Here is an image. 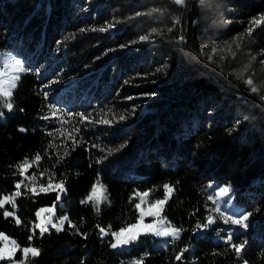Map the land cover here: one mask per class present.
<instances>
[{
    "label": "trees",
    "instance_id": "trees-1",
    "mask_svg": "<svg viewBox=\"0 0 264 264\" xmlns=\"http://www.w3.org/2000/svg\"><path fill=\"white\" fill-rule=\"evenodd\" d=\"M230 38L239 46L221 56ZM1 51L23 69L13 109L0 105V199L16 205L0 207V231L16 257L38 250L22 264H264V97L247 83L257 69H235L239 54H264V0H0ZM50 178L59 201V188L41 191ZM219 187L225 215H248L247 227L211 211ZM139 190L165 200L179 237L141 233L113 249L99 229L136 222ZM53 202L68 220L41 235L37 209Z\"/></svg>",
    "mask_w": 264,
    "mask_h": 264
},
{
    "label": "snow or ice",
    "instance_id": "snow-or-ice-1",
    "mask_svg": "<svg viewBox=\"0 0 264 264\" xmlns=\"http://www.w3.org/2000/svg\"><path fill=\"white\" fill-rule=\"evenodd\" d=\"M183 0H174V3H182ZM153 12L157 11V9H153ZM254 24H258L259 20L253 21ZM114 25L109 24L107 25V27H102L100 29H98L101 32H104L106 30H108L109 28L113 27ZM81 31H84L83 29H81ZM249 32L252 31V29L250 28L248 30ZM141 40H147L149 39L148 36H143L140 38ZM239 46V45H237ZM14 65L16 66V71H22L23 69L20 67L21 65V61L20 60H15L13 61ZM18 77L13 76L12 80L13 83L10 85V88H14L15 87V83L14 81L17 79ZM247 83L251 84L252 81L249 80L247 81ZM257 89L256 88H252V92H256ZM45 95H47V93H45ZM10 96H11V91L9 90H4L2 88H0V105H2L3 107H6L9 111H11L13 109V104L10 100ZM54 112L56 111H60L57 109H53ZM81 116V121L83 122V120L85 119V117L83 116V114H77ZM3 116V111H0V117ZM45 119H47V117H45ZM121 120L124 119L123 116L120 117ZM102 123H108V121H101ZM21 131H24V129H21ZM76 131H79V129H76ZM49 135H51V133H49ZM36 161H39L41 159L40 155L36 156ZM25 163H27V161H25ZM97 163H99V161H97ZM21 168L24 167V165L19 166ZM47 171V170H45ZM21 175H23V172H21ZM48 185L49 187L47 189H45L43 187V185H41V191H47V190H51V188L53 187L52 185V180L51 178L48 181ZM63 182H61L60 184L55 185L56 188H59L61 192L65 191V189L63 188ZM17 189L20 188V185L17 184L16 185ZM209 188H214V185H208ZM165 190L167 193H171L173 191V189L171 187H169L168 185L164 186ZM97 191V186L94 184L92 186V193L89 195L88 200L92 201L94 200L95 194ZM230 193V188L229 187H219L218 190L215 191L214 195H209L208 196V200L212 202V204L215 206L211 211L217 215V218H223L224 222L226 224L231 223L232 225H241L243 227H247V225L245 224V221L248 219V215H241L239 218H233L232 216H226L225 215V211L226 210H222V206H221V201L224 200V197L228 196V194ZM16 195H19V192L16 193ZM137 196L140 197L141 202L136 203L135 204V208L139 211V216L137 218V222L135 224H131L128 227H124L121 228L119 231L117 232H113L111 231V229L109 228L108 230H105L104 228H100L99 232L101 234V236H107L109 234H111V236L114 238L115 243H111V247L113 249H116L120 246L123 245H128L133 241H136L138 236L141 234V231H146L149 233H153L156 236H171L173 238H178L179 237V229H175L172 228L171 225H168L167 222L165 220H163L162 218L159 220H154L153 223L151 224H147L145 225L143 223L144 220V216H145V211L142 208V205L147 207L148 213L149 215H154V216H159V211L161 208H163L164 204H165V200L162 199H158L155 200L154 202L149 203L147 198L149 197V193L148 192H144V193H136ZM57 201L60 200V195H57L56 197ZM87 201H82L81 203H86ZM5 203H12L11 198H5L4 200H0V207H2ZM99 203L100 201L98 199H96L94 201V209L97 213H99L100 211V207H99ZM224 203H230V201H224ZM12 207L13 209H15L16 205L14 203H12ZM155 210V211H153ZM41 211H45L44 209H41L40 211H38L36 213L37 217H40V212ZM48 215L44 217V222L38 225H35V227H38L40 229V233L41 235H43L45 232H47L49 229L46 225H50L51 227L55 228L57 231H60L61 228L53 223L52 220V210L51 209H47L46 210ZM6 216L9 215H13V213L11 212H6L5 213ZM207 222L204 223L203 225L201 224H197L196 228L197 230H201V229H207L210 225H212L214 223V217L212 214L207 216ZM68 220V217L65 216L63 219L60 220V225H63L65 223V221ZM17 223H19V220H17ZM231 238H232V233L229 232L227 235V238L225 239V243H230L231 242ZM0 239L3 240H7V237H0ZM32 239V236H29V240ZM11 244V247H0V259H3L6 255L10 256L18 247L14 241H10L9 242ZM234 250L237 254V256H239L241 254V249L244 247L243 244L240 245H233ZM22 252L24 254L25 257H27V255L29 253H31L32 256H36L38 255V250L34 247L31 248H23ZM177 259H181L180 256H177ZM133 264H138V262H133Z\"/></svg>",
    "mask_w": 264,
    "mask_h": 264
},
{
    "label": "rangeland",
    "instance_id": "rangeland-1",
    "mask_svg": "<svg viewBox=\"0 0 264 264\" xmlns=\"http://www.w3.org/2000/svg\"><path fill=\"white\" fill-rule=\"evenodd\" d=\"M238 43H239V41L237 38H230L229 41L227 42V44L225 45V48H222L219 51V54L221 56H224L225 53L235 51ZM239 55L240 56H238V62H237V65L235 66V69L236 68L240 69L247 76L250 74V72L257 69L259 71L260 75L251 78V81H252V84L255 86V88L260 92L261 97H264V61H263L264 60V54H262L260 58H258V57L254 58V56H252L251 59H248L246 56H243L241 54H239ZM0 60L3 61L2 63H0V88H2L4 90H9V89L11 90L10 85L13 83L12 77L17 76V72H18V71H16V66L13 63V61H15V60L12 59L11 56L5 57V53L3 51L0 52ZM137 94H140V97L144 100H146V98L150 95L147 92H140ZM145 106L143 105L142 109H145ZM52 185H53V187H55L56 184H52ZM30 187L33 188L34 185L30 184ZM139 192L144 193L145 191L139 190ZM60 194H61V191L59 192V195ZM5 198H9V196H7V195L3 196L0 200H4ZM140 202H141V200H140ZM149 203H151V202H149ZM54 205H55V202H53L51 204L42 205L37 209V212L40 211L41 209H44L45 211L40 212V217L36 216L35 225H38V224H41L44 222V217L48 215V213L46 211L47 209L52 210V217L51 218L53 220V223L60 225L59 222L61 219H63V217L60 220L59 219L57 220L55 218ZM142 208L145 211V216H144V220H143V223L145 225L151 224V223H153L154 220H159L162 218V216L160 214H159V216L147 214L148 210H147L146 206L142 205ZM153 211H155V210H153ZM136 222L130 223V224L125 225V226H121L120 228L114 230L113 232H117L121 228L128 227L129 225L135 224ZM46 226L48 227L49 225H46ZM171 227L178 229L177 227L172 226V225H171ZM141 233H149V232L142 230ZM150 234L154 235L153 233H150ZM154 236L156 237V239L158 241H162L164 239H169V241H171L172 239H174L171 236H156V235H154ZM0 237H7V240L0 239V247H11V244L9 243L10 241H14L15 244L17 245L14 238L4 231H0ZM113 243H115V240ZM198 245H199L198 242H195V241L192 242V246L197 247ZM31 247H34V246H24L23 248H31ZM17 248H16V250H17ZM34 248H36V247H34ZM16 250L10 256L6 255L3 259H0V264H22L23 259H24V254L22 252L21 257H16L15 256Z\"/></svg>",
    "mask_w": 264,
    "mask_h": 264
},
{
    "label": "water",
    "instance_id": "water-1",
    "mask_svg": "<svg viewBox=\"0 0 264 264\" xmlns=\"http://www.w3.org/2000/svg\"><path fill=\"white\" fill-rule=\"evenodd\" d=\"M188 28H189V22L187 19V24H186V31H185V43L187 44V39H188Z\"/></svg>",
    "mask_w": 264,
    "mask_h": 264
}]
</instances>
